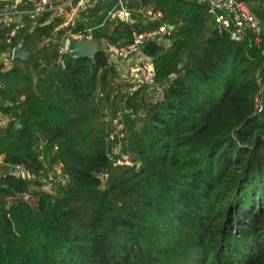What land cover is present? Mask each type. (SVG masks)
Returning a JSON list of instances; mask_svg holds the SVG:
<instances>
[{
	"label": "trees",
	"instance_id": "1",
	"mask_svg": "<svg viewBox=\"0 0 264 264\" xmlns=\"http://www.w3.org/2000/svg\"><path fill=\"white\" fill-rule=\"evenodd\" d=\"M125 1L139 12L161 10L173 26L169 44L141 47L162 98L149 97L156 93L146 85L130 91L110 62L112 47L161 20L140 12L133 23L97 28L107 48L94 61L59 54L62 32L45 17L10 42V29L0 28V52L31 50L52 34L41 53L0 69V112L9 116L0 127V264H264L261 0L251 6L263 24L254 47L215 28L204 4ZM98 15L89 12L87 23ZM118 102L124 137L107 147L109 106ZM59 163L69 181L42 190ZM17 165L37 180L10 174Z\"/></svg>",
	"mask_w": 264,
	"mask_h": 264
},
{
	"label": "built area",
	"instance_id": "2",
	"mask_svg": "<svg viewBox=\"0 0 264 264\" xmlns=\"http://www.w3.org/2000/svg\"><path fill=\"white\" fill-rule=\"evenodd\" d=\"M101 0H0L4 2L0 6V28H8L9 42L11 37L15 36L18 31L26 26L28 22L36 25L39 18L45 17L47 22L56 21L53 33L62 32L58 40L59 54L68 53V47L72 39L77 40H96L94 38L97 27L83 26L78 28L79 19L83 12L88 8L95 6ZM114 5L109 9L100 22L98 27H105L107 24L117 25L122 22H133L134 10L131 9L125 0H110ZM207 6V12L211 17L212 25L219 31H228L230 38L236 42H247L250 47L260 46L262 42L263 24L258 15L248 5V1L256 0H191ZM261 6L264 8V0H261ZM147 15L152 21H162L159 27L144 30L141 32L134 31L132 40L125 44L112 47L110 50V62L116 65L123 83H129L130 91L138 89L141 85L148 86L155 91L157 98H162L163 86H159L153 64L142 53V45L148 40H155L160 44H169V35L172 29L170 24L164 20V14L161 10L150 8ZM52 34L35 39L32 42V49L29 51L30 59L34 54H39L45 46L51 41ZM21 45V44H20ZM19 46V45H17ZM7 49L0 52V69L8 70L12 67L15 57V48ZM22 46V45H21ZM23 50H26L23 48ZM130 69V73L128 70ZM177 77L174 73L170 80ZM258 110L262 105L258 102ZM123 106H109V119L112 122L114 130L110 138H123L124 125L121 122L124 113ZM9 121V116H4L0 112V127ZM121 144L115 145L113 152L119 154ZM127 157L117 160V165H122ZM127 162V161H126ZM18 174H13L14 170ZM8 172L16 177H24L30 180H37V175L20 165L9 166ZM106 174L102 176L104 181ZM69 175L62 169V164H57L53 170L49 171L45 179L46 184L55 185L57 183H66L69 181ZM45 184V185H46ZM25 200H30L31 195L25 193L22 195Z\"/></svg>",
	"mask_w": 264,
	"mask_h": 264
},
{
	"label": "water",
	"instance_id": "3",
	"mask_svg": "<svg viewBox=\"0 0 264 264\" xmlns=\"http://www.w3.org/2000/svg\"><path fill=\"white\" fill-rule=\"evenodd\" d=\"M170 29H173V26H169ZM99 47L102 48H107V42L105 40H101L100 42L97 40H77V39H72L70 41L69 47H68V53L70 54L71 57L73 58H89L94 61L95 59V53L98 51ZM15 57L18 59H23L27 60L29 57V51L23 50L22 46L19 45L15 48ZM149 61H152L151 57H147ZM97 73V67L93 66L91 68V74L88 79L87 85H90L93 82V79L95 77V74ZM168 82L170 79L167 80ZM162 84L159 83V86ZM17 126H20V123H17ZM107 147L110 146L111 144V138L107 137ZM13 174H18V171L15 169L13 171Z\"/></svg>",
	"mask_w": 264,
	"mask_h": 264
},
{
	"label": "rangeland",
	"instance_id": "4",
	"mask_svg": "<svg viewBox=\"0 0 264 264\" xmlns=\"http://www.w3.org/2000/svg\"><path fill=\"white\" fill-rule=\"evenodd\" d=\"M249 6H252V1H248L247 2ZM114 5V2H111L110 0H101L95 7V12H97L99 15H98V18H97V21H99V23L103 20V18L105 17L107 11L109 9L112 8V6ZM90 12V11H89ZM84 14L83 16L80 17L79 19V25L82 24V26H86V19H84L85 17H88V14ZM209 16V20L211 21V17L210 15L208 14ZM97 23V24H99ZM123 91H125V87L123 88ZM157 98V95H153V92H150L149 94V97H153V98ZM72 101H74V99L72 98ZM1 168V167H0ZM56 187L55 185H49L48 183L46 185H43L42 187V190L46 191V192H51L53 193L55 191Z\"/></svg>",
	"mask_w": 264,
	"mask_h": 264
},
{
	"label": "crops",
	"instance_id": "5",
	"mask_svg": "<svg viewBox=\"0 0 264 264\" xmlns=\"http://www.w3.org/2000/svg\"><path fill=\"white\" fill-rule=\"evenodd\" d=\"M127 3V2H126ZM97 5V4H96ZM96 5L95 6H92V7H90V8H88V10L87 11H85V12H83L82 13V15L81 16H83L84 14H87L89 11L91 12V11H93L94 9H95V7H96ZM149 10V9H148ZM147 10V11H148ZM147 11L146 10H140V12L142 13V16L145 18V17H147L148 19H149V17H148V15H147ZM139 12V10H137V9H134V15L136 14V13H140ZM134 18H135V16H133V22L134 21H136V20H134ZM84 19H86V22H87V19H88V17H85ZM150 20V19H149ZM132 22V23H133ZM100 24V23H99ZM99 24H96V25H94V24H88V23H86V26H93V27H97V28H101V27H98L99 26ZM110 25H112V26H114V24H110ZM96 28V29H97ZM143 53V52H142ZM144 54V53H143ZM128 72L130 73V69L128 70ZM120 102H118V105H115V106H121L122 105V102L119 104Z\"/></svg>",
	"mask_w": 264,
	"mask_h": 264
}]
</instances>
